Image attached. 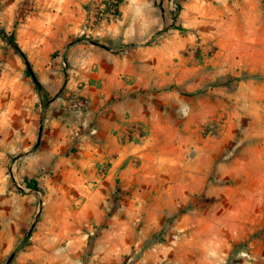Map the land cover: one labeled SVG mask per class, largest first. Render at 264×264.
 Masks as SVG:
<instances>
[{"label": "rangeland", "instance_id": "374dc122", "mask_svg": "<svg viewBox=\"0 0 264 264\" xmlns=\"http://www.w3.org/2000/svg\"><path fill=\"white\" fill-rule=\"evenodd\" d=\"M161 4L0 0V27L56 95L41 120L0 36V264H264V0H181L183 31L162 30L175 0ZM129 64L167 81L134 96L127 158L86 180L103 142L79 91L113 66L128 80Z\"/></svg>", "mask_w": 264, "mask_h": 264}, {"label": "crops", "instance_id": "0c3cea01", "mask_svg": "<svg viewBox=\"0 0 264 264\" xmlns=\"http://www.w3.org/2000/svg\"><path fill=\"white\" fill-rule=\"evenodd\" d=\"M34 7L39 9H44L45 5L56 0H33ZM68 4H71L74 8L80 7L82 0H66ZM113 52L116 49L110 48ZM130 50V51H129ZM134 48L126 47L123 52L134 59L131 55V51ZM136 52L141 50L142 53L150 54L152 50L150 48L140 49L139 47L135 49ZM121 51V49H119ZM114 61L116 57L112 53ZM130 59V62H132ZM129 65H126L123 70L130 74L127 76L128 80L123 81L120 77V69L113 66L111 72H109L106 84L99 85L98 78L100 76H106L101 71H98L96 75H89L90 78L88 82L84 84V87L79 91L80 94L85 96L89 103L90 109L87 111L95 119L92 126L95 127L97 137L102 138L103 144L99 146L98 144L87 151H85L86 157L82 160V165L80 170L84 168L90 170V174L86 176L87 178L98 179L100 173L97 168H91V165L98 160H103V157H109L108 159H113L114 153L117 155L114 158L115 164H119L121 161L125 160L130 153V148L132 149L134 145V140H127L126 130L130 126V121L139 117L135 112V105L138 103L135 101V95L138 91H141L146 86H153L156 83H161L162 81H167V79H161L155 77L154 75H146L141 70L134 69ZM126 68V69H125ZM93 78V79H91ZM87 80V79H86ZM85 80V81H86ZM103 82V80H101ZM113 99V100H112ZM123 137L124 140H121ZM92 169V170H91ZM123 169V168H122ZM84 176V174H81Z\"/></svg>", "mask_w": 264, "mask_h": 264}, {"label": "trees", "instance_id": "16d2710c", "mask_svg": "<svg viewBox=\"0 0 264 264\" xmlns=\"http://www.w3.org/2000/svg\"><path fill=\"white\" fill-rule=\"evenodd\" d=\"M121 1L122 0H117V2H121ZM152 1L156 7H158L162 12H164V9H163L162 4H161V0H152ZM180 1L181 0H175V9L169 11L171 21L168 25H165V27L162 30H167L169 27H173V28L178 29L180 31L185 30V28L180 24L179 19H178V11L181 8ZM116 10L117 9L115 8L114 12H117ZM0 36L4 40H6V42L10 46V48H12L13 51L23 59L25 65H26L25 72L27 75H30L32 77L34 89L40 97V107H41L40 118H41V120H43L45 117V112H46L47 108L49 107L50 103L56 98V95L50 94L48 89L45 87L44 83L41 82L37 78L34 71H33L34 75H32L30 73V71L28 70V66H31V65L27 59L25 52L21 49L20 45L18 44L14 33L13 32H7L3 28L0 27ZM80 39H82V36L76 37L74 39V41H71L69 44H72L75 41L80 40ZM92 42L103 47V48H105V49H110V47L104 43H100V42L95 41V40ZM172 87H173V85H172ZM26 184L30 188L39 189L38 183L35 179L26 178ZM260 231H264V226L258 232H260ZM29 236H30V232L26 233V235L23 237L24 242L28 241ZM124 264H127V263H124Z\"/></svg>", "mask_w": 264, "mask_h": 264}, {"label": "water", "instance_id": "95a60500", "mask_svg": "<svg viewBox=\"0 0 264 264\" xmlns=\"http://www.w3.org/2000/svg\"><path fill=\"white\" fill-rule=\"evenodd\" d=\"M28 70L30 71V73H31L32 75H34L31 66H28ZM41 131H42V126L39 125L38 136L40 135ZM11 257H12V254L9 256L8 261L11 259Z\"/></svg>", "mask_w": 264, "mask_h": 264}, {"label": "built area", "instance_id": "2783aa9c", "mask_svg": "<svg viewBox=\"0 0 264 264\" xmlns=\"http://www.w3.org/2000/svg\"><path fill=\"white\" fill-rule=\"evenodd\" d=\"M85 99H79L76 103V105L81 108V107H84L85 106Z\"/></svg>", "mask_w": 264, "mask_h": 264}]
</instances>
